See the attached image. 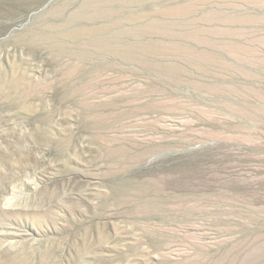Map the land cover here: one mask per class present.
<instances>
[{
    "label": "rangeland",
    "instance_id": "obj_1",
    "mask_svg": "<svg viewBox=\"0 0 264 264\" xmlns=\"http://www.w3.org/2000/svg\"><path fill=\"white\" fill-rule=\"evenodd\" d=\"M0 0V264H264V0Z\"/></svg>",
    "mask_w": 264,
    "mask_h": 264
},
{
    "label": "water",
    "instance_id": "obj_2",
    "mask_svg": "<svg viewBox=\"0 0 264 264\" xmlns=\"http://www.w3.org/2000/svg\"><path fill=\"white\" fill-rule=\"evenodd\" d=\"M51 1H53V0H51ZM51 1H50V2H51Z\"/></svg>",
    "mask_w": 264,
    "mask_h": 264
}]
</instances>
